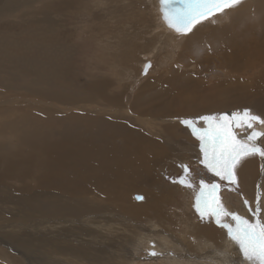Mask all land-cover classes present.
Here are the masks:
<instances>
[{"label": "rangeland", "instance_id": "374dc122", "mask_svg": "<svg viewBox=\"0 0 264 264\" xmlns=\"http://www.w3.org/2000/svg\"><path fill=\"white\" fill-rule=\"evenodd\" d=\"M243 4L248 6L245 9L238 8ZM18 5L21 9L11 16L0 15L1 34L11 35V38L6 39L1 45L4 48L16 50L15 55L9 54V60L0 56V65H6L0 66L4 69H0V83H2L0 84V102L10 99L18 100L17 104H0V130H4L7 125L15 124L12 121L20 125L15 127L17 130L31 127L36 122V116L41 114L35 105L36 109L31 107L33 105L30 104L31 102L23 100L29 96L20 87L36 88V91L32 89L31 93L39 95L41 89L45 90L54 84L49 80L46 81V77L41 75L39 69L31 73L25 70L37 64L33 61V56L46 49L52 52L42 57H48L51 54L52 57L62 58L66 69L73 72L69 75L71 81L73 80L76 85L77 81L80 84V94L84 92L82 95L86 94L85 96L91 99L92 93H85V88L90 83L102 82L110 85L108 93L111 95L115 91L114 94L122 98V108L128 110L134 119L141 121L139 124L144 127L142 133L149 137V130L152 127L155 131L158 129L156 132L159 134L164 131L161 137L168 144L169 149L166 150L162 160L149 161L151 167L158 168L155 176L160 179V183L149 187L141 179L137 189L126 193L130 197L131 205L150 204L155 198L157 213L151 210L142 216L126 214L118 204L105 209L97 195L93 198L89 197L90 202H98L95 211L91 210L82 215H68L65 211L39 213L33 211L31 207L33 215L29 217L25 215L24 210L1 200L0 264H249L244 260L238 245L228 237L226 230L216 224L215 217L206 215L209 217V227L219 233L214 237H210L215 233L211 232L212 230H208V237L204 233H199L202 227L206 226V220L202 219L196 211L195 204L196 197L199 195L200 181L203 180L208 185H220L217 195L229 212H235L249 219L250 222H255L257 218L264 220V199L262 201L264 157L256 155L255 162L260 167L258 184L254 181L244 184L240 178H236V184L221 180L200 163L203 159L200 141L181 121L197 120L198 127L203 128L206 125L198 120L201 116L220 114L231 116L232 113H243L245 110L261 119H264V116L261 110L251 105L191 112L184 107L186 104L183 101L181 103L178 96L172 97L170 86L173 82L179 84V81L184 82L186 79L190 84L194 83L196 87L191 85L190 88L185 89L184 93L189 95L184 94L181 97L189 101L193 95L206 100L208 90L211 88L224 89L217 91V99H213V103L216 104L218 100L232 99L241 94L240 91L230 92L225 89L236 80L243 83V80H247L253 74H229V70L225 69L205 74L201 64L204 60L193 59L181 64L179 55L180 51L181 53L185 51L183 47L193 50L194 46L191 45H195L196 42L207 45L209 40L216 38L212 34L208 35L212 33V29L229 24L228 20L233 14L240 15L244 12L246 25L251 28L250 32L257 31L262 26L258 24V21L262 19L260 13L264 12V0H242L236 8L203 21L187 35L170 31L162 20L158 22L160 9H156V0H19ZM34 17L40 20L49 18L51 21L48 25L44 22V29L42 20L37 19L39 21L37 22L41 24H36L39 28L37 31L45 30V34L33 35L36 31H33L32 35L29 34V31L37 28L26 26L27 22L30 24L29 19ZM52 26L53 30L59 29V31L51 32ZM196 32L199 33V40L195 37L194 43L189 40L192 38L187 39L191 35L194 36ZM262 35L264 37V32ZM259 37H261L259 34L253 36L255 40ZM255 43L261 44L258 41ZM185 44L186 46H183ZM207 50H209L208 46L206 54H208ZM30 52L32 53L31 62L25 68L23 62L18 61L17 57L21 55V59L26 60ZM260 52H264V48H261ZM147 64L150 67L145 73ZM21 70L26 71L27 74L25 72L20 74ZM92 85L94 84L89 86ZM11 86H14V89H11ZM225 91H227L226 94ZM146 96L158 99L160 103L164 102L165 105H161L162 109L171 102L169 109L173 114L149 117L136 113L135 109L143 106L134 104L135 99ZM91 101L92 111L105 109L106 103L103 100L98 99L95 102L91 99ZM156 102L148 103L146 107L151 108ZM22 115H26L23 120L19 118ZM105 115L113 117L109 113ZM118 117L119 113L115 119ZM107 125L109 123L104 126ZM169 126L177 129L176 132L180 136L178 141H175L172 136L165 135V128ZM259 128H264V125L257 122L253 128H247L245 125L235 127L233 131L237 139L243 141L251 135L253 129ZM11 134L9 129L6 136L0 137V142H12ZM152 137L160 139L159 135ZM257 140H261L259 147L264 148V136ZM189 141L191 142L189 147H182L181 143ZM174 142H179L180 145L175 146ZM194 143L197 146L194 147L195 149ZM183 154L188 156L183 158ZM182 164L187 165L189 169L193 187H187L178 182L185 175ZM151 190L155 197H150ZM11 194L15 196L12 191ZM40 194L47 196V194ZM137 197H143V199H137ZM258 197L262 211L260 216L256 217L250 209H255ZM225 220L234 223L230 217H225ZM152 252H156L157 255H151Z\"/></svg>", "mask_w": 264, "mask_h": 264}, {"label": "bare ground", "instance_id": "6f19581e", "mask_svg": "<svg viewBox=\"0 0 264 264\" xmlns=\"http://www.w3.org/2000/svg\"><path fill=\"white\" fill-rule=\"evenodd\" d=\"M18 2L19 0H0V15L4 14L9 17L19 11L21 8L18 7ZM156 4V9H160L159 0H156ZM247 6L248 4H243L242 7L238 8L245 9ZM89 12L91 13V11ZM158 13V22L162 20L164 23L161 12L159 11ZM243 13H240V15L233 14L228 20L229 24L218 26L217 29L213 28L212 33L210 32L208 35L212 34L216 38L212 39L210 37L212 40H209L207 45L201 42H194L195 37H198V40L200 39L199 33L196 32L195 34L197 35L189 36L187 39L192 38L189 40L195 43V45H191L194 46V49L183 47L185 51L182 53L180 51L179 62L182 64V62L187 63L189 60L198 59L199 61L202 59L204 61L201 64L205 74H212L219 69H225L229 70V74L241 75L247 73L249 75L253 74V76L243 80V83H239L237 80L232 82V85L225 90H230V92L240 91L241 94L232 99L216 100L217 104L213 103V99H217L218 90L224 89L211 88L208 90L209 93H207L208 98L206 100L199 99V97L193 95L189 101L181 97L185 94V89L190 88L192 84L186 81L187 79H184V82L179 81V84L177 82L171 83L170 92L172 97L176 98L178 96L181 103L183 101L186 104L184 107L190 109L191 112L251 105L261 110L264 116V52H260V49L264 48V37L262 35L264 32V12L260 13L262 19L258 21V24L262 26L254 32H250L251 28L246 25ZM37 19L40 20L38 17L29 19L30 24L27 22L26 26L35 27L36 24H42V28L45 29L44 22L47 25L51 23L49 18H42V21L40 20L41 24L38 23ZM35 29L29 31V34L32 35L33 31H36L33 35L36 33L45 34V30L40 32L37 31L39 30L38 27ZM253 29H256V27ZM169 30L175 32L173 29ZM50 31L58 32L59 29L53 30L52 26ZM256 34L261 37L255 40L253 36ZM4 36H7V38H3ZM10 38L11 35L8 36L0 32V56L3 59H8L11 53L12 55L16 54L15 49L4 48L1 45L6 39ZM214 40L217 41L215 42ZM256 41L261 44H256ZM183 46H186V44ZM207 46L209 47V50H207L208 54H206ZM66 47L68 48V46ZM183 48L181 47L182 50ZM51 52L46 49L38 52V54L33 56V61L37 64L25 70H27V73H31L39 69L41 75L46 77V81L49 80L54 84L45 90L41 89L39 95L31 93L34 88L25 89L27 86L20 87L29 96V98H24L23 100L31 102L30 104H33L31 107L35 108L36 106L38 112H41L40 115L36 116V122L31 127H23L22 130H17L15 127L20 125L12 121L15 124L7 125L4 130H0V137H2L6 136L10 129L12 133L10 138L13 139L12 142H0V201L3 200L10 205L12 204L15 208L24 210L25 215L29 217L33 215L31 209L39 213L65 211L68 215H82L91 210L95 211L98 202H90L89 197L93 198L97 195L105 209L111 208L113 204H118L126 214L131 213V215L142 216L151 210H155V213H157V201L155 198L153 201L149 200L151 201L150 204L143 206L131 205L130 197L126 193L137 189L141 179L149 187L160 183V179L155 176L158 173V168L151 167L149 161L153 159L162 160L166 150L169 149L168 144L161 137L164 131L159 134L156 132L158 129L155 131L152 127L149 130V137L144 135L142 133V128L144 127L139 124L141 121L134 119L128 110L122 108V98L117 94L115 95V91L111 95L108 93L111 86L106 83H90L94 85L89 86V84L85 88V93H92L91 99L93 101L96 102L101 99L106 103L105 109L92 111L91 99L86 97V94L82 95L84 92L82 94L79 93L80 84L78 81L76 82L77 85L73 80L71 81V76L69 75L73 72H69L68 68L66 69L63 59L52 57L53 55L51 54L48 57H42ZM10 58L12 57L10 56ZM31 58L32 53L30 52L26 60H22L21 55L17 57V60L23 62V67L27 68ZM0 66L6 65L2 64ZM259 68L261 69L259 70ZM0 69H3V67H0ZM22 72L26 73V71L21 70L20 74ZM3 76L6 78L5 74ZM54 81L58 82L55 83ZM8 87L9 85H7ZM12 88L14 89V86H11ZM59 88L62 89L60 90ZM182 89L184 90L182 91ZM185 95L188 96L189 94L186 93ZM155 101L157 102L151 108L146 107V104L154 103ZM1 103L5 105L17 104L18 100H4ZM134 104L143 106L135 109L136 113L140 115L156 117L173 114L169 109L171 102L162 109L161 105H165L164 102L160 103L158 99L150 98L149 96L136 98ZM108 113L113 117L105 115ZM117 113H119V117L115 119ZM19 118L23 120L26 115H22ZM106 123H109V125L104 126ZM174 128L173 126L166 127L165 135L172 136L175 141H178L180 136L176 132L177 129ZM255 131L264 132V128H259ZM155 135H159L160 139H154L152 136ZM170 142L172 143V141ZM190 143L189 141L181 144L182 147H189ZM174 145L180 144L179 142H174ZM195 146L196 144L194 143L193 148ZM183 156V158H186L188 155L183 154ZM256 157V155L246 157L235 170L236 178H240L244 184L249 181H254L255 184H258L260 167L255 162ZM16 183L18 184L16 185ZM11 191L15 196L11 194ZM40 193L47 194V196H42ZM149 195L150 197L156 196L152 190ZM94 199L96 200V198ZM208 218L207 216L204 217L206 226H203L201 231H199L200 234L204 233L206 237H208V230L215 232L209 227ZM218 233L215 232L210 237H214Z\"/></svg>", "mask_w": 264, "mask_h": 264}, {"label": "snow or ice", "instance_id": "6c2138e0", "mask_svg": "<svg viewBox=\"0 0 264 264\" xmlns=\"http://www.w3.org/2000/svg\"><path fill=\"white\" fill-rule=\"evenodd\" d=\"M242 0H159L160 12L166 25L180 35H187L205 20L224 14L226 10L234 9ZM146 66L145 73L147 72ZM198 120L206 125L198 127V121L192 119L182 120L181 123L191 129L192 134L200 141V150L203 159L200 161L204 167L231 184H236V168L246 157L259 155L264 157V148L256 144L257 138L264 136V132L253 129L246 140H238L233 129L247 126L253 128L255 123L264 125V119L243 113L201 116ZM184 177L178 182L193 187L190 182V173L187 165H181ZM218 184L208 185L200 181L199 195L196 197L195 208L203 219L206 215L215 217V222L225 229L228 237L238 245L244 260L249 264H264V220L257 218L255 222L242 217L235 212H229L220 202L217 192ZM143 199V197H137ZM247 204V201H245ZM253 215L260 216L262 211L257 198ZM225 217H230L234 223H229ZM157 255L156 252L150 253Z\"/></svg>", "mask_w": 264, "mask_h": 264}, {"label": "crops", "instance_id": "0c3cea01", "mask_svg": "<svg viewBox=\"0 0 264 264\" xmlns=\"http://www.w3.org/2000/svg\"><path fill=\"white\" fill-rule=\"evenodd\" d=\"M260 141H261V140H259V141L257 140V141H256L257 145L260 144V143H259ZM260 145H261V144H260Z\"/></svg>", "mask_w": 264, "mask_h": 264}]
</instances>
